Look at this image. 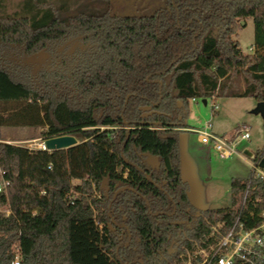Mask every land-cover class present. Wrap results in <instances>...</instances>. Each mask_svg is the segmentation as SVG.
<instances>
[{
  "label": "trees",
  "instance_id": "trees-1",
  "mask_svg": "<svg viewBox=\"0 0 264 264\" xmlns=\"http://www.w3.org/2000/svg\"><path fill=\"white\" fill-rule=\"evenodd\" d=\"M141 2L117 15L110 0H0V128L81 139L51 152L0 139V264H181L234 219L190 204L178 136L190 100L264 102V0ZM247 19L251 55L232 38Z\"/></svg>",
  "mask_w": 264,
  "mask_h": 264
},
{
  "label": "rangeland",
  "instance_id": "rangeland-1",
  "mask_svg": "<svg viewBox=\"0 0 264 264\" xmlns=\"http://www.w3.org/2000/svg\"><path fill=\"white\" fill-rule=\"evenodd\" d=\"M19 0H10L14 5ZM113 12L117 15L133 14L137 4L145 5L150 0H110ZM240 50L245 55L254 52V24L251 19L238 22L235 35ZM76 46V44H75ZM72 46L67 53L73 50ZM47 55L33 54L26 59V64L37 70ZM254 98H211L204 105L201 100H190L186 106L184 127L179 133V153L181 159V180L187 185V195L190 204L198 210L234 209L239 194H234L231 183L234 180L245 181L249 176L252 159L243 152L248 151L255 156L264 150V127L259 114H253L257 105ZM217 110L213 111L212 106ZM210 124L208 131L218 137L231 138L241 127H247L250 132L248 141H236L238 156L222 159L210 147L198 143L197 135L192 130H203ZM41 130L36 128H0V139L11 145L25 147L31 141L37 144L43 139ZM79 143L81 139L76 137Z\"/></svg>",
  "mask_w": 264,
  "mask_h": 264
},
{
  "label": "built area",
  "instance_id": "built-area-1",
  "mask_svg": "<svg viewBox=\"0 0 264 264\" xmlns=\"http://www.w3.org/2000/svg\"><path fill=\"white\" fill-rule=\"evenodd\" d=\"M211 108L217 110L216 105ZM210 127L207 124L202 131H192L196 133L199 144L212 148L222 159L238 156L236 141L250 139L249 129L245 126L239 128L231 138L210 133ZM43 140L38 144L31 141L25 148L47 151ZM251 159L249 176L233 209L234 219L227 226L224 221L216 222L204 239L185 247L178 255L181 264H264V208H261L264 203V168L259 167L261 158L255 160L252 156ZM2 175L0 170V178ZM7 186V182L0 180V193ZM5 214L7 216L9 212L5 210Z\"/></svg>",
  "mask_w": 264,
  "mask_h": 264
},
{
  "label": "water",
  "instance_id": "water-1",
  "mask_svg": "<svg viewBox=\"0 0 264 264\" xmlns=\"http://www.w3.org/2000/svg\"><path fill=\"white\" fill-rule=\"evenodd\" d=\"M204 105L206 104L205 101L202 102ZM141 112H143V118L152 115L151 108H141ZM253 114H259L263 120V127H264V102H258L255 109L253 110ZM44 146L47 151H58V150H65L70 147H73L78 144L77 140L73 136H60L55 138H48L44 139ZM243 154L248 157L252 158V154L248 151H244ZM157 161L156 158H149L148 163L153 165ZM260 168H264V158L259 163Z\"/></svg>",
  "mask_w": 264,
  "mask_h": 264
},
{
  "label": "crops",
  "instance_id": "crops-1",
  "mask_svg": "<svg viewBox=\"0 0 264 264\" xmlns=\"http://www.w3.org/2000/svg\"><path fill=\"white\" fill-rule=\"evenodd\" d=\"M5 143H7V144H10L9 142H6V141H4Z\"/></svg>",
  "mask_w": 264,
  "mask_h": 264
}]
</instances>
